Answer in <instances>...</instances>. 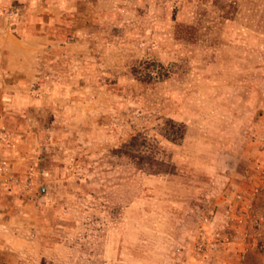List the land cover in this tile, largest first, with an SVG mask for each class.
Instances as JSON below:
<instances>
[{
  "label": "rangeland",
  "instance_id": "374dc122",
  "mask_svg": "<svg viewBox=\"0 0 264 264\" xmlns=\"http://www.w3.org/2000/svg\"><path fill=\"white\" fill-rule=\"evenodd\" d=\"M1 25L37 65L0 64V264H264V0H0Z\"/></svg>",
  "mask_w": 264,
  "mask_h": 264
},
{
  "label": "crops",
  "instance_id": "0c3cea01",
  "mask_svg": "<svg viewBox=\"0 0 264 264\" xmlns=\"http://www.w3.org/2000/svg\"><path fill=\"white\" fill-rule=\"evenodd\" d=\"M16 1V0H15ZM24 3L26 0H17ZM8 33L0 26V56L3 58V69L8 73H22L26 77L33 79L37 65L36 57L34 56L35 47L28 41ZM14 50L20 52L16 55ZM4 59V60H3ZM8 60V63L6 61ZM11 61V62H10ZM2 68V67H1Z\"/></svg>",
  "mask_w": 264,
  "mask_h": 264
},
{
  "label": "trees",
  "instance_id": "16d2710c",
  "mask_svg": "<svg viewBox=\"0 0 264 264\" xmlns=\"http://www.w3.org/2000/svg\"><path fill=\"white\" fill-rule=\"evenodd\" d=\"M224 22L223 24H225V22H228L227 26L229 27H233L235 28V26H240V17H239V11L236 12V10L233 12V17L231 18H226L223 19ZM184 135H180L179 137H170L169 135H167V138L172 140V142H176L177 140H181L183 139ZM45 191V189H43Z\"/></svg>",
  "mask_w": 264,
  "mask_h": 264
}]
</instances>
